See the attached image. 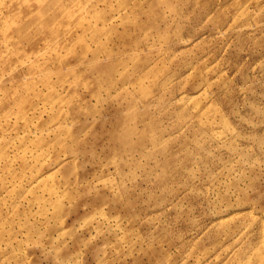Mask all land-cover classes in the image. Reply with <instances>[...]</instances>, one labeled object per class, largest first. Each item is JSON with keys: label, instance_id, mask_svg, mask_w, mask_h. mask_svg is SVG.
Wrapping results in <instances>:
<instances>
[{"label": "rangeland", "instance_id": "1", "mask_svg": "<svg viewBox=\"0 0 264 264\" xmlns=\"http://www.w3.org/2000/svg\"><path fill=\"white\" fill-rule=\"evenodd\" d=\"M0 264H264V0H0Z\"/></svg>", "mask_w": 264, "mask_h": 264}]
</instances>
